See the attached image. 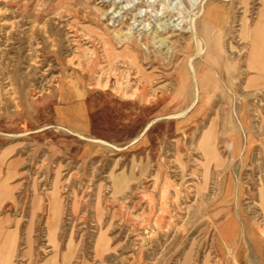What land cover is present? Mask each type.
I'll return each mask as SVG.
<instances>
[{"label":"rangeland","instance_id":"obj_1","mask_svg":"<svg viewBox=\"0 0 264 264\" xmlns=\"http://www.w3.org/2000/svg\"><path fill=\"white\" fill-rule=\"evenodd\" d=\"M252 39L264 0H0V264H264Z\"/></svg>","mask_w":264,"mask_h":264},{"label":"bare ground","instance_id":"obj_2","mask_svg":"<svg viewBox=\"0 0 264 264\" xmlns=\"http://www.w3.org/2000/svg\"><path fill=\"white\" fill-rule=\"evenodd\" d=\"M150 0H148V2H149ZM123 2H125V0H118V3H123ZM151 2H153V1H151ZM146 3V2H145ZM154 3V2H153ZM111 4V3H110ZM148 4V3H147ZM150 4V3H149ZM112 5H114V3L112 2ZM154 6V5H153ZM114 7V6H113ZM123 7H121V9H122ZM111 9V8H110ZM145 12V11H144ZM137 13H139V12H137ZM159 13V12H158ZM157 14V13H156ZM136 15H138V14H134V17H136ZM158 15V14H157ZM211 15V14H210ZM203 16H205V14L203 15ZM138 17V16H137ZM135 19V18H134ZM198 27V26H197ZM197 27H195V26H192L190 29H191V31H190V33H191V35H192V37H194L195 39H196V42H199L201 45L199 46V48H198V50L196 51L197 53V55H201L202 53H203V51H204V48H205V44H204V39H202L201 38V33H200V31L197 29ZM208 27V26H207ZM206 26L202 29V31L204 32V34L205 33H207L206 31L208 30V28H207ZM160 28V27H159ZM151 35H152V33H151ZM153 35L155 36V35H160L159 34V30H158V28H155V29H153ZM207 35V34H206ZM152 37V36H151ZM150 38V37H149ZM163 38V37H162ZM205 38V37H204ZM164 39V38H163ZM192 39V38H191ZM207 39V38H206ZM205 39V40H206ZM128 40V39H127ZM129 40H130V38H129ZM162 40V39H161ZM209 40V39H208ZM100 41H101V44H102V47H103V49H104V52H105V54H107L106 55V58H107V60H108V62H109V57H110V55L108 56V54H110V52H111V54H112V52H113V49H112V45L108 42V40L106 39V38H100ZM120 41H122V39L120 40ZM131 42H132V45H131V47H130V45H128V44H126V46H125V48H126V50L130 53H132V61H133V64L134 65H136L137 66V68H138V70H139V72H143L142 70H140V67L138 66V62H137V59H138V57H137V55H136V53L137 52H134V51H137L136 49H135V45H137V43L138 42H136V43H134V41H133V39L131 38ZM153 42V41H152ZM151 42V43H152ZM163 42V41H162ZM130 44V43H129ZM139 44V43H138ZM146 44V43H145ZM153 44V43H152ZM100 45V44H99ZM251 47L253 48L252 49V51L249 53V58H248V69H251V70H253V72H254V75L252 76V77H250L249 78V82L248 83H246V86L243 88V94L242 95H236L235 93H231L230 94V97H229V99L231 100V106H232V109L231 110H233V108L235 107V104H236V101L238 102V100H240V101H242V102H244L247 98H249L248 100H250V98H257V97H260V96H262L263 95V92L261 91V89H262V87L264 86V65H262L263 64V62H264V49H262V45H261V43H257V40L255 39V40H253L252 39V42H251ZM130 48H132L133 49V51L132 50H130ZM144 49V48H143ZM148 52V51H147ZM139 53V55H140V52H138ZM149 53V52H148ZM31 54V53H30ZM138 55V56H139ZM146 55H148V54H146ZM142 56V55H141ZM149 56V55H148ZM209 56V55H208ZM143 57V56H142ZM148 58V57H147ZM140 59V58H139ZM87 60V59H86ZM141 60V59H140ZM193 62V61H192ZM194 62H195V60H194ZM153 63V62H152ZM141 64V63H140ZM188 63H186V65H185V71H184V73H185V75H188L189 76V78L191 79V89L193 90V92H194V96H193V100L191 101L192 103L191 104H193V102H195L196 101V98H199V96H205V93H207V91H206V87H205V83L206 82H217V83H221V81H222V75L221 74H218V73H215L214 74V76L212 77H210V76H208V75H204V76H201L200 74H197V70L193 67V65L191 64L190 66H191V68L190 67H188V65H187ZM190 64V63H189ZM108 65H110V63H108ZM115 66V65H114ZM143 67V66H142ZM202 67V66H201ZM188 68V69H187ZM103 69H105L104 67H103ZM103 69H101L102 70V72H101V75L103 74H105L104 72H103ZM109 69V68H108ZM107 69V70H108ZM112 69V68H111ZM113 71V70H112ZM129 71V70H128ZM107 72V71H106ZM109 73V72H108ZM224 73V72H223ZM112 74V73H111ZM118 74L119 73H117V76H118ZM99 75V74H98ZM97 75V76H98ZM125 75V74H124ZM107 76V75H106ZM119 77H120V75H119ZM125 77V76H124ZM131 77V76H130ZM97 79V78H96ZM123 79V78H122ZM125 79V78H124ZM104 80V79H103ZM152 80V79H151ZM251 80L253 81V80H255L257 83H258V86H256V87H250V86H252V85H250V82H251ZM133 81V80H132ZM143 81V80H142ZM144 82V81H143ZM224 83V82H223ZM222 83V84H223ZM109 84V82H108V80L107 81H102V79L99 77L97 80H96V85L94 86L95 88H101L102 89V91L103 90H106L107 88H108V85ZM139 84V83H138ZM221 84V85H222ZM122 85V84H121ZM136 85V84H135ZM224 85V84H223ZM226 86V85H225ZM224 88V87H223ZM115 89H116V87H115ZM135 89V88H134ZM137 90V89H136ZM130 93V92H129ZM227 94H228V92H227ZM143 95H145V94H143ZM124 96H126V98H129V99H131L132 97L134 98V96H136V93L135 92H133V94H130V95H127L126 93L124 94ZM237 96V97H236ZM110 98V97H109ZM247 100V101H248ZM246 101V102H247ZM143 103V102H142ZM241 104V103H240ZM246 106L247 105H245L244 104V108H246ZM239 107V106H238ZM242 109V108H241ZM185 110V109H184ZM243 110V109H242ZM241 114V113H240ZM239 115V114H238ZM237 115V116H238ZM244 116V115H243ZM216 117H217V115H216ZM240 124H241V122H240ZM237 125V124H236ZM242 126V125H241ZM202 149H203V152H204V156L206 157V159L208 160V158L210 159V158H212L213 160H214V162L215 163H219V157H218V155H217V153H216V151H215V149H214V147H213V144H210L209 142H206V143H203V145H202ZM205 174H207V169L205 170ZM204 177H206V175H204ZM203 177V178H204ZM207 178V177H206ZM206 178H204L205 179V181H206ZM238 194V193H237ZM235 195V194H234ZM260 214V213H259ZM216 214H214V216H215ZM232 216V215H231ZM209 218V217H208ZM215 218H217V216L215 217ZM237 218V217H236ZM251 224V223H250ZM262 229V230H261ZM261 229H259V230H257V231H255V230H252V229H250V228H244V231H245V233H247V236L252 240V242L255 244V246H257V247H260L261 246V242H264V227H262ZM261 233V235L262 236H259V233ZM237 235H235V237H236ZM249 239V240H250ZM237 244V243H236ZM237 248V247H236ZM235 248V249H236ZM229 249V248H228ZM233 249V248H232Z\"/></svg>","mask_w":264,"mask_h":264}]
</instances>
